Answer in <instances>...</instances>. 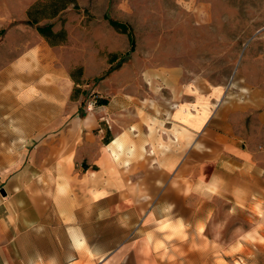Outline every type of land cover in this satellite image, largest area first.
Returning a JSON list of instances; mask_svg holds the SVG:
<instances>
[{
    "label": "rangeland",
    "instance_id": "rangeland-1",
    "mask_svg": "<svg viewBox=\"0 0 264 264\" xmlns=\"http://www.w3.org/2000/svg\"><path fill=\"white\" fill-rule=\"evenodd\" d=\"M46 2L0 0L2 179L27 171L30 177L38 176L39 188L51 187L49 179L42 180L50 174L42 171L52 164L85 169L86 158L68 157L66 149L67 119L84 114L83 101L72 111L77 99L94 101L101 94L109 101L117 88L131 83L140 96L149 98L142 76L146 70L177 69L184 79L264 90V0H75L77 7L68 3L53 17H47ZM37 3L38 24L52 23L54 32L63 33L55 45L27 23V11ZM105 16L126 22L135 42L128 57L112 64L110 55L119 59L129 43ZM69 72L84 90L74 100H68L75 85ZM40 117L60 118L58 141L36 130ZM98 141L95 136L87 143L96 146ZM259 163L248 197L213 198L200 220L179 230L136 222V227H144L137 232L120 227L111 216L68 229L48 212L46 222L26 229L23 255L28 264L36 257L43 264H264L262 158ZM0 189L6 190L2 185ZM27 216L32 219L34 212ZM73 230L80 236L70 235Z\"/></svg>",
    "mask_w": 264,
    "mask_h": 264
},
{
    "label": "crops",
    "instance_id": "crops-1",
    "mask_svg": "<svg viewBox=\"0 0 264 264\" xmlns=\"http://www.w3.org/2000/svg\"><path fill=\"white\" fill-rule=\"evenodd\" d=\"M142 76L149 98L131 83L106 104L77 99L72 111L83 101L84 114L67 119L66 149L68 157L86 158L85 169L52 164L42 171L51 187L42 188L27 171L0 178V264H28L26 229L46 222L48 212L68 229L111 216L137 232L144 227L136 222L179 230L200 220L213 198L248 197L252 172L264 161V90L184 79L177 69ZM59 123L40 117L36 130L58 141ZM95 136L96 146H88Z\"/></svg>",
    "mask_w": 264,
    "mask_h": 264
},
{
    "label": "trees",
    "instance_id": "trees-1",
    "mask_svg": "<svg viewBox=\"0 0 264 264\" xmlns=\"http://www.w3.org/2000/svg\"><path fill=\"white\" fill-rule=\"evenodd\" d=\"M68 3H73L74 7H77V4L75 2V0H47L46 4L49 8H50V12L47 14V17H53L54 15L57 14V12L61 9H64L66 7V5ZM37 5H40L39 3L33 5L32 7H30V9H28L27 11V23L31 24V25H36V31L38 32V34H40L42 37H44L47 42L50 45H55L58 42H56V39H58L59 37V41H62V37H63V33L60 32H54L52 29V23H46V24H38L39 22V17H37L35 15V13L38 12L37 10ZM105 18L107 19L108 23L110 26H112L115 30H118L121 33L126 34L127 39H128V43H129V50L126 53L121 54L120 58L117 59V54H111L110 58H109V63L112 64L115 60H120L123 61L126 57L129 56V53H131L134 50V38H133V34L131 31L130 26L123 21L114 19V18H110L105 16ZM112 67L109 68V70H111ZM108 70V71H109ZM77 73H81V68H78ZM70 77L73 79L75 85L72 88V92L70 94V99L74 100L77 98V96L79 94H84V90L81 89L80 87V81L78 79H76L75 74L73 72H69ZM99 77H95L94 80H98ZM95 103L102 105V104H106L107 100L104 98H96L95 99ZM108 141L107 138L104 139V142Z\"/></svg>",
    "mask_w": 264,
    "mask_h": 264
},
{
    "label": "water",
    "instance_id": "water-1",
    "mask_svg": "<svg viewBox=\"0 0 264 264\" xmlns=\"http://www.w3.org/2000/svg\"><path fill=\"white\" fill-rule=\"evenodd\" d=\"M4 193V192H3Z\"/></svg>",
    "mask_w": 264,
    "mask_h": 264
}]
</instances>
